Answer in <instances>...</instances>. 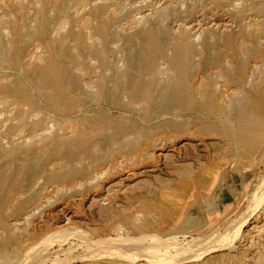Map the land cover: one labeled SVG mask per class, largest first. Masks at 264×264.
<instances>
[{"label":"rangeland","instance_id":"obj_1","mask_svg":"<svg viewBox=\"0 0 264 264\" xmlns=\"http://www.w3.org/2000/svg\"><path fill=\"white\" fill-rule=\"evenodd\" d=\"M263 192L264 0H0V264H264Z\"/></svg>","mask_w":264,"mask_h":264},{"label":"bare ground","instance_id":"obj_2","mask_svg":"<svg viewBox=\"0 0 264 264\" xmlns=\"http://www.w3.org/2000/svg\"><path fill=\"white\" fill-rule=\"evenodd\" d=\"M144 68H146V66L144 67ZM147 69V68H146ZM145 70V69H144ZM146 76H147V74H146V71H145V73H144ZM148 78V77H147ZM165 87V86H164ZM167 88L168 87H166V90H167ZM159 90H160V87H159ZM161 91H162V89H161ZM198 91V90H197ZM162 92H165V91H162ZM161 93V92H160ZM193 93H194V90H193ZM199 93V92H198ZM190 96H191V94H190ZM192 96H194V95H192ZM200 101V100H199ZM201 102L202 101H200V104H201ZM79 142V141H78ZM78 145V144H77ZM262 185V184H261ZM260 191V190H259ZM262 192V191H261ZM258 193V192H257ZM260 197H262L261 195H260ZM263 197H264V192H263ZM261 199L259 200V198H258V201L255 203V205H254V208H253V210L251 209V211L249 212L250 213V215H252L253 213H254V211L255 210H257L256 208H257V206L261 203V202H263V201H261ZM260 202V203H259ZM261 206V205H260ZM248 216H250L249 214H247ZM255 216V215H254ZM246 217V216H245ZM248 220V217H247V219H246V221ZM233 225V224H232ZM239 227V226H238ZM233 232V231H232ZM119 234V233H118ZM73 236V235H72ZM76 236H77V234H76ZM169 237H171V236H169ZM173 237V236H172ZM175 237V236H174ZM148 238V237H147ZM178 238V237H177ZM135 239V238H134ZM141 239H143V238H141ZM203 240H204V238H202ZM122 240H124V239H122ZM140 240V239H139ZM168 240H169V238H168ZM103 241V240H102ZM105 241V240H104ZM126 241V240H125ZM157 241V240H156ZM155 241V242H156ZM93 242V241H92ZM96 242V241H95ZM117 243H120V242H118V241H116ZM138 243V242H137ZM177 243H179V242H177ZM193 242L191 241V244H192ZM53 244V243H52ZM128 244V243H127ZM170 244V243H169ZM180 244H181V242H180ZM51 245V244H50ZM88 245V244H87ZM96 245V244H95ZM103 245V243L100 245V246H102ZM109 245V244H108ZM130 245V244H129ZM168 245V244H167ZM176 245V244H175ZM208 245V244H207ZM91 246V245H90ZM105 246V245H104ZM128 246V245H127ZM142 246V245H141ZM161 246H162V243H161ZM160 246V247H161ZM181 246V245H180ZM95 247V246H94ZM143 247V246H142ZM148 247V246H147ZM150 247V246H149ZM216 247V246H215ZM157 248V247H156ZM178 249H179V247H177ZM61 250V249H60ZM176 250V249H175ZM154 252H156V251H154ZM179 252V251H178ZM143 253V252H142ZM39 254H41V249H39V250H37V251H35L34 252V257L35 256H37V255H39ZM158 254V253H157ZM181 254V253H180ZM151 256V255H150ZM157 256V255H156ZM166 256V255H165ZM176 257H178V255L176 256ZM31 260H33L32 258H31ZM29 261H30V259H29Z\"/></svg>","mask_w":264,"mask_h":264}]
</instances>
